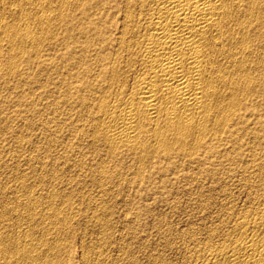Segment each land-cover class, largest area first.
I'll use <instances>...</instances> for the list:
<instances>
[{
	"label": "bare ground",
	"instance_id": "bare-ground-1",
	"mask_svg": "<svg viewBox=\"0 0 264 264\" xmlns=\"http://www.w3.org/2000/svg\"><path fill=\"white\" fill-rule=\"evenodd\" d=\"M27 133L68 144L50 158L72 159L77 181L41 164L7 179L0 264H67L74 232L79 264H264V158L235 151L264 137V0H0V153L27 151ZM130 172L173 180L184 227L134 247L140 215L71 197L86 175L103 197Z\"/></svg>",
	"mask_w": 264,
	"mask_h": 264
},
{
	"label": "rangeland",
	"instance_id": "rangeland-1",
	"mask_svg": "<svg viewBox=\"0 0 264 264\" xmlns=\"http://www.w3.org/2000/svg\"><path fill=\"white\" fill-rule=\"evenodd\" d=\"M252 127L253 126H251V129H252ZM25 135H26L25 142L28 141L27 142V145H28V143H30V145H31L32 142L33 143L34 142L36 143V140H35L33 134L29 135V133H27ZM58 135L59 136L61 135V136L59 137ZM54 136L56 138L59 137V138H57V139H59L58 142L61 141L60 139H63V143H65V142L66 143H69V142H67L68 141V136H67V134L63 133V131L60 132V133L57 132L56 134H54ZM260 138H259L260 140L258 139V141H257V139H254L253 137H251L249 135V137H247V139H244V143H243L244 146L241 147V148H239V149H236L235 151H249V149L251 148L250 151H252L251 154H252V158L254 159L253 160V163L260 162V160H263V158H264V156H263L264 155V146H263L264 145V140H263L264 137H263V139H262V137H260ZM64 140H65V142H64ZM258 142H259V144H258ZM39 144L40 143H36L35 144V146H37L36 148L35 147L34 148L33 147L32 148H29L30 145L29 146L26 145L28 147V150L27 151H15L16 149H14L13 147H10V146L5 147L4 151H1L2 152V153H0V155L2 154L1 157L2 158H5L7 161H6V163L4 162V164H6L5 166H3L2 168L0 167V181H1L0 182V187L5 186L6 184H8L7 183V179H9L10 177H12L14 175V173H16V175H18L20 172H22L25 175H27V176H25L26 178L28 177L29 174H30L29 175L30 177L36 176V175H33L34 174L33 171L35 169L36 170H39V167L42 166V165H43L42 169H45L43 172L44 173H47V174L49 172L51 173L52 170L55 171L58 168L59 169L62 168V171L60 172L62 174L61 176L63 178V173H64V178L66 177L65 179L63 178V181H67V180L70 181L71 178L72 179H73V177L75 178V176L73 175V173H74L73 172L74 167L72 166V163H74V161L72 159L71 160L73 162L71 160H68V161L63 160L62 161L60 159V161L62 163L60 164L61 167H59L60 166L59 165V163H60L59 159H51L50 158L52 154L54 155L53 152L57 153L56 150H58L59 153L61 152L58 149V147L61 145V142H60V145H58V144L55 143V145H56L55 148L56 149L54 148V146L51 147V149H49L50 146L46 145V143H43V142L41 143L42 146H40L41 144L40 145ZM62 145L59 148H62ZM66 145H68V144H64L63 147L66 146ZM259 145H261V146L259 147ZM252 147H254V148H252ZM38 148H39V150H38ZM46 148H48V149H46ZM29 149H35V150H29ZM48 150L49 151L52 150V152L50 153ZM41 151H43V152H41ZM66 151H68V150H66ZM7 152H8V154H7ZM26 152L27 153L29 152V153L27 154ZM30 152H32V153H30ZM253 152H255V154ZM84 153H85V156L86 157L84 156L82 158L85 159V161H86L85 163H89V162L91 164H95L96 163L97 158H98V155H96L95 152H91V153L84 152ZM89 154H92L91 157H90ZM27 155H28V157L31 156V158H32L31 161L29 162V169L27 167H24V166H26L25 164L27 163V161H26ZM233 155H234V153H233ZM255 155H256V157H255ZM90 158L92 160H90ZM84 159H83V161H84ZM126 161H127L126 159H124V160L122 159L121 166H122V168L124 167L123 169L121 168L122 170L119 169V171H118V168H119L118 165H117V168L114 167V166H113L114 167L113 168L112 165H109L108 168H107L108 172L112 176L114 174L113 177H117L119 175V172H120V174L123 173V175L121 174L122 177H123L125 175V173H127L126 172L127 171L126 168L128 167V164H127ZM8 162H10V163L8 164ZM52 162H53V165H52ZM63 163H65V164H63ZM243 164H244V161L242 162L241 165H243ZM9 165L10 166H13V167H15V165H16V169H14V170L10 169V166ZM21 165H22V168H21ZM55 165H56V167H55ZM6 166H8L9 168L6 167ZM88 166H89V164H87L86 167L83 168V171L85 172V174H89V172L91 173V171L88 170L89 169ZM125 166H127V167H125ZM22 169H25L26 171L25 170H22ZM23 171H25V172H23ZM30 171H32V172H30ZM10 172H12V175H11ZM27 173H29V174H27ZM95 173H96V171H95ZM115 173H118V175L115 174ZM31 174H32V176H31ZM75 174H77V173L75 172ZM16 175H14V176H16ZM92 175L95 176L96 174L92 173ZM70 176H71V178H68ZM128 177L129 178L132 177L128 183L121 184L120 187H119V185H114V187L111 186L112 188L110 187L109 188L110 190H108V192L105 193L106 196L103 195V197H101V194L99 193V190H97V189H99L98 186H97V184L94 183L95 185H93V183H90V181H89V179L87 178V175H86L85 178H84L85 180L84 181L83 180L79 181L78 182L79 183V186H77L80 191L82 189V192H80L78 190L79 191V192L77 191L78 194L77 193L72 194L71 197H73V198L75 197L74 198L75 201H78V200H80L84 196L83 197L84 199L82 198L83 199V201H82V203H83L82 208H83V206L85 207V205H88L89 203L91 204V201L93 202L94 200H97V199H100V198H104V201H105L106 204L109 205L111 203L109 206L107 205L108 207H111V208H108V207L107 208H108V211H111L113 209L114 214L112 215V213H111L112 211L109 212L110 213L109 218L112 219V217H113L114 219H112V220H114L115 222L118 221L119 214L120 213L122 214L125 210L126 211L128 210L127 212H131V213L132 212H135L137 216L140 215L141 218H139V221L133 226V229L131 228V230L133 232L135 231L134 233H135V235L137 237V239H134V240L131 239L130 240V242L133 244L134 247H136V246L139 247L141 245L142 246L143 245L144 246L145 245L148 246V243H146V241H145V239H146L145 234L152 233L151 238L149 237V240L150 241H153L152 239H155V236H154L155 235V231L153 230V227L159 228V229H161V228H168V227H172V228L173 227H175V228H182V227H184L183 224H185L184 221H185V218H186L185 215H184V213L188 209V207L190 206V204H189L188 201L187 202L185 201L186 200L185 197H183L181 194H179L180 195L179 199L178 200H175L178 203L180 202L179 204L178 203H175L176 205H173V204L170 203V200H173V198L171 197V194H168L167 193V190L171 187V182L173 180H171V179L170 180H167L162 185V183L160 182V180L157 179V175L153 176L151 182H148L147 180L144 179L142 183H140V180H138V178L133 177L132 174H131V172H130V175L128 174ZM86 178H87V181H86ZM116 179L113 178V180H116ZM131 180H133V181L131 182ZM72 181H74V182L77 181V178L76 179H73ZM44 182H45V180L43 181V183ZM1 183H3V184H1ZM9 185H10V183H9ZM263 185L264 184H261L260 185L261 188H264ZM116 186H118V187H116ZM262 190H259V192L262 191ZM81 193H82V195H81ZM125 195H126V197H125ZM108 197H110V198L108 199ZM84 200H86V201H84ZM169 205H171V208H169ZM185 206H186V208H185ZM123 207H128V208L130 207L129 208L130 210L127 209V208H123ZM181 210H182V213H181ZM177 213H178V215H177ZM121 214H120V216H121ZM179 219H181V220H179ZM7 224L9 225V222H7ZM7 229L8 228H1L0 229V232L5 233V232H7ZM152 230H153V232H152ZM77 235H78L77 232H76V234L74 232V235H73V233L70 234V237H72V238L69 237L70 239H68V241L71 243V244L68 243V245H67L68 246L67 248L69 249V251H68V254L69 255L66 256V257H64L65 255H63L64 259L66 258L67 264H79L78 260H79L80 254H81V250H80L81 248H79V247H81V244L82 243H81V240L78 238L79 236H77ZM79 241H80V246H79ZM141 242H142V244H141ZM70 246H71V248H69Z\"/></svg>",
	"mask_w": 264,
	"mask_h": 264
}]
</instances>
